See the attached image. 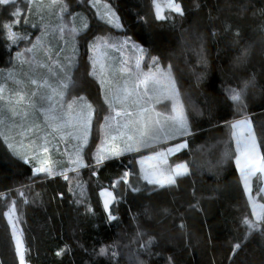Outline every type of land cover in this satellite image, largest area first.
<instances>
[{
	"label": "trees",
	"instance_id": "obj_1",
	"mask_svg": "<svg viewBox=\"0 0 264 264\" xmlns=\"http://www.w3.org/2000/svg\"><path fill=\"white\" fill-rule=\"evenodd\" d=\"M108 1L120 27L79 0H64L66 15L88 13L84 32L65 34L78 49L74 72L66 75H72L68 98L84 97L94 109L83 151L87 167L62 171L67 180L59 174L34 176L33 167L14 156L0 134V264H19L7 219L11 206L22 218L28 264H264V224L253 234L244 224L255 220L230 128L247 117L264 153V0H176L183 15L166 9L163 20L157 19L153 0ZM12 19L10 8L0 5V70L11 68L38 33L35 28L31 38L9 40L4 26ZM123 39L163 68L171 65L192 131L182 138L188 148L168 159L170 166L189 167L175 185L144 179L138 159L154 149L96 162L109 108L91 74L92 47L98 40L121 45ZM243 50L249 52L247 63L238 66ZM244 81L250 83L241 111L228 99V89L239 90ZM98 183L112 189L115 220L107 215ZM262 189L257 176L253 195L264 204Z\"/></svg>",
	"mask_w": 264,
	"mask_h": 264
},
{
	"label": "snow or ice",
	"instance_id": "obj_2",
	"mask_svg": "<svg viewBox=\"0 0 264 264\" xmlns=\"http://www.w3.org/2000/svg\"><path fill=\"white\" fill-rule=\"evenodd\" d=\"M60 0H50L48 7L55 6ZM42 4V0H41ZM154 7L156 9L157 19H166L163 12L165 7L161 5L159 0H153ZM0 5L11 6L15 9L14 16H20L22 13L19 8L16 7V0H0ZM167 10L183 15V10L180 4L176 3V0H166ZM66 9V5L61 7L60 11ZM7 10V8L5 9ZM62 18V17H61ZM112 22L111 18L108 21ZM16 24L20 21L16 20ZM120 27V25H116ZM7 29L8 39L15 41L17 39L16 33L12 31V25L6 24L4 26ZM66 26L61 23L59 29L63 33ZM87 25H85V28ZM70 35H75L77 29L73 26L68 29ZM127 44V40L123 42ZM35 47V45L33 46ZM107 48H116V44H106ZM98 50V46H93ZM31 51V49H28ZM140 56L136 59L135 67L140 68L141 62L144 59V49L139 48ZM19 55V53H18ZM104 58L92 60L93 71L92 75L96 76L99 80L102 89H105L109 94L104 96V101L108 105L109 110L113 115L105 117V123L103 125L104 134L109 148L107 151L111 156H121L126 151L139 152L142 147L154 149L153 154L145 156L141 160V164L145 161H157V164L153 166V171L145 174V179L151 184L164 187L165 185H175L176 178L189 174V167L187 163H177L175 166H168L163 168L160 165V161L167 164L166 157L168 154H175L182 149L188 148L186 138L192 135L191 128L188 124L187 116L184 112L182 102L179 100V90L176 87V81L172 75L171 65L168 66L167 71L159 69L157 67L156 72L141 73L137 72L135 84H129L128 80L124 81L123 86L113 85V82L108 73L109 65L107 63V55L103 54ZM249 56L248 50H243L240 55L236 57V64L243 65L247 63ZM155 63L156 58H152ZM99 64V68H97ZM124 66L119 69L120 72H127L129 77L132 75V69L127 67V61L123 62ZM20 83V81H17ZM33 84H37V81L33 80ZM72 83L71 77H66L64 80L58 82V84H50L47 80H44L38 87H44L48 89V92L44 95L43 99L48 102L46 109H40L44 112V119L46 126L54 133H61L69 135L77 140H82L84 144L87 143V136L91 126V118L94 112L91 103H88L84 97H79L80 103L77 104V99L73 98L70 102L65 101L66 90ZM249 81L243 82V88L239 90L236 88L228 89V99L241 111L244 107V95L246 94L249 86ZM151 85V88L149 87ZM5 89L0 86V100H4L3 96ZM151 93V94H150ZM17 99H8L6 101L9 106V111L13 112V115L27 116L26 112L18 113L13 105L21 104L24 102L25 97L23 94L17 93ZM33 96L36 93H32ZM162 98H166L171 101V114L164 120L160 117L163 115L160 112L155 113L154 118H149L146 114L155 112L154 104L159 102ZM152 102L151 106L149 103ZM29 106L35 108V105L29 101ZM3 120H0V124H3ZM232 129V138L235 140L236 152V166L239 169L240 177L243 181L245 190L249 193V200L251 201V178L259 174H264V153L260 151V147L257 143V138L253 132L251 121L247 117L234 120L230 124ZM32 129L29 128L28 131ZM2 134V133H0ZM23 134V133H22ZM63 138V137H61ZM123 138L125 143L124 147L117 146L115 141ZM169 140H179L174 146L164 148L162 150H155L158 144L167 143ZM11 147V145H9ZM43 152H48L47 141L43 147ZM109 158L107 155H97L96 162L99 164L101 161ZM34 159L37 161L38 166L34 167L35 173H46L48 176L56 174L62 175L64 179H69L66 172L56 173L53 170L52 164L49 160L41 159L39 153H35ZM27 162V159L25 160ZM76 167L68 169L69 171L78 172L80 167H87L83 163L82 156L78 152L76 158L71 161ZM129 173L125 172L122 179L127 182ZM137 189H134V191ZM23 195V193H21ZM105 197L104 207L109 208L111 201L115 200V196L112 192L104 191L101 193ZM253 215L256 220L251 221L245 219L244 224L247 228L255 230L261 224H264V204L256 205L252 204ZM15 208L13 207L9 212V216L14 214ZM109 219L115 220L116 217L109 212ZM13 235L15 236V228L13 226ZM151 243V241H149ZM236 248L239 245L235 246ZM104 249H101V253H104ZM16 253L19 257V264H26L25 253L26 249L23 247L22 241L16 238ZM59 255V253H58Z\"/></svg>",
	"mask_w": 264,
	"mask_h": 264
},
{
	"label": "rangeland",
	"instance_id": "obj_3",
	"mask_svg": "<svg viewBox=\"0 0 264 264\" xmlns=\"http://www.w3.org/2000/svg\"><path fill=\"white\" fill-rule=\"evenodd\" d=\"M79 1L81 4L83 5L86 4L89 9L93 10L95 16L99 18L103 17V20L104 17H107L108 21L111 18L112 24H114L115 26L118 24L116 10L114 7L111 6L112 3L109 2L108 0H79ZM159 2L161 3L162 6L165 7V11H166L167 9L166 4H164V2L161 0H159ZM49 4H50V0H42V4H41V0H16V7L19 8L22 13L20 16H14L13 13L15 12V9L12 8L11 6H7L10 8L11 16L13 17V19L11 21H8V23L12 25V31L16 33L19 40L25 39L27 37L31 38L32 33H34L33 30L35 28H38V33L36 34L32 46L24 47L22 49L21 52L23 59L20 57H16V60L11 68L0 70V86H3L5 89L3 93L5 99L0 100V120H3L4 122L3 124H0V133H2L1 136L3 137L8 147L9 145H11L9 149L11 150L14 156L23 160L24 162L27 159L26 163L33 167L34 176L37 177L47 174L34 172V167L38 166L37 161L34 159L35 153L38 152L41 159L49 160L52 164L54 172L56 173H60L62 171L75 172L68 170L76 167V165H73L71 161L76 158V155L79 152L80 155L82 156L83 163L85 164L83 151L88 145L91 135V128H90L88 132L86 144H84L82 140H77L74 137L70 138V136L67 135V139L72 144L71 146H76V147L68 146V142H66L67 144H65L64 139L61 138L63 137L64 134L54 133L52 132L51 129H49L46 126L44 119V112L40 111V109H46L48 107V102L43 99L44 95L48 92V89L44 87H38V85L42 84L44 80H47L50 84L53 85L58 84V82H55L54 80V71L57 70L58 72V68L62 64H66L68 66L67 69L65 70L66 71L65 74H68L69 72L71 73L74 72L73 67L71 69V65L72 63L74 65L77 64L78 49L73 37L72 39H68L65 37L66 36L65 34L67 33L68 29L73 26L77 29V33L84 32L87 29L85 28V25H87L86 22L88 20V13L85 11L77 12L74 15H66L67 12L66 11L67 8H66L63 11V13H61L60 9L61 7L64 6V0H60L59 3H57L55 6L52 7H48ZM107 11L108 14H106ZM16 20H19L20 23L16 24L15 23ZM61 23H63L66 26L64 28L63 33H61L59 29ZM17 28H19V30ZM124 41H126V39H123L119 42L121 45H123ZM61 43H65V44L63 48L60 51H58L59 50L58 47L55 48L54 46L55 45L58 46ZM106 44H110V43H108L107 40H98L96 44L93 45V46H98V50L92 47L93 50L92 60L94 58L102 60L104 58L103 54L107 55V63L109 65V70L108 73L106 74H110V78L114 86L116 85L123 86L125 80L129 81L130 86L135 84L137 78L136 76L137 72H141L145 74L149 72H156L157 67H159V69L161 70L167 71V69L163 68L159 63L154 64L152 59L145 58V54H144V59L141 62L140 68L136 69L135 62L136 59L140 56V52L138 51L140 47H138L137 45L133 44L128 40H127V44L124 45L123 47L117 44L116 48H107L105 47ZM34 45L35 47H33ZM28 49H31V51H29ZM57 52H59L58 53L59 58L58 60H56L57 62L55 61V63H53L55 65H53L51 63L53 59V55H55ZM124 61H127V67L132 69L131 77H129V74L127 72L119 71V69L124 66L123 64ZM69 66H70V71H69ZM97 68H99V64H97ZM70 77L72 78V75H70ZM33 80L37 81V84H33L32 83ZM17 81H20V83H17ZM149 87L151 88V85H149ZM17 93L23 94L25 100L21 104L13 105V107L18 113L26 112L27 113L26 117L22 115H13V112L9 111V106L7 105L6 101L9 98L12 99L13 101L16 100L18 98L16 95ZM32 93H36V95L33 96ZM69 93L70 91L68 87L67 96L64 97L65 101L68 102H70V100L68 99ZM102 93L103 96L109 94L105 89H102ZM179 100L181 101L180 94H179ZM29 101L31 102V104L35 105V108L29 106ZM167 102L168 105L164 106L163 104ZM79 103L80 102H78L77 104ZM151 104L152 102L149 103V106H151ZM159 105H163L162 106L163 108H158ZM154 107H155V112H150L146 114L147 117L154 118L155 113L160 112L163 114L161 115L160 119L164 120L168 115L171 114V101H169L166 98H162L159 102H156L154 104ZM110 115H113V113L109 110V112L105 117ZM104 123H105V118L102 124V137L97 147L98 150L96 152L95 158L97 155L103 154L109 157L105 159L108 160L115 156H111L110 153L107 151L110 145L107 142L106 136L104 134V129H103ZM29 128H31L32 130L28 131ZM72 139L77 142L74 143ZM46 141H47L48 152L45 154L43 152V147L45 146ZM115 143L120 148H123L125 141L123 138H121V139H117ZM161 144H158L155 150L164 149L161 147ZM174 145L175 144H172L171 146ZM70 148L72 150L71 152H69ZM143 149L146 150L152 148L142 147L141 150ZM132 152L135 151H126L124 152L123 155ZM152 154L153 152L141 156L138 159L139 168L143 174V177H145L146 173L153 171L154 170L153 166L157 164V161H145L143 164H141V160L145 156H149ZM171 155L172 154H168L166 157L167 164H165L163 161L159 162L161 167L167 168L168 166H170V164L168 163V159ZM81 168L83 167H80L78 171ZM257 176H259L263 180L262 194L264 196V174L257 173L250 180L251 201L249 200V202L251 204V207L253 203H255L256 205L262 204L261 202H259L257 197L253 195V179ZM145 180L148 182L147 179ZM149 184L156 185L151 183ZM98 185H99L100 194L104 191L112 192L111 188L101 185L100 183H98ZM165 186H169V185H165ZM246 194L249 199V193L247 191ZM101 198L104 204L105 197L101 195ZM12 208L13 206H11L9 211L7 212V219L14 239L15 248H16L17 237L22 241L24 247L22 218L17 210H15L14 214L9 216V212L11 211ZM105 210L107 212L108 217H109V212H111L113 216L117 217L118 210L116 205V199L114 201H111L109 204V208ZM254 220H256L255 216H254ZM161 221L162 223H164V219H161ZM166 225L164 224V228H162L163 233L166 232L167 229L165 227ZM13 226L15 228V236L13 235ZM258 229L259 227L256 228L255 230H251V233L252 234L255 233ZM26 264L28 263L26 262Z\"/></svg>",
	"mask_w": 264,
	"mask_h": 264
},
{
	"label": "crops",
	"instance_id": "obj_4",
	"mask_svg": "<svg viewBox=\"0 0 264 264\" xmlns=\"http://www.w3.org/2000/svg\"><path fill=\"white\" fill-rule=\"evenodd\" d=\"M106 14H108V11L106 12ZM64 44L65 43H61L60 45H55L54 47L55 48H57L58 47V51H60L62 48H63V46H64ZM32 46V45H31ZM30 46V47H31ZM59 52H57L55 55H53V59H52V64L53 63H55V61L56 60H58V58H59V54H58ZM18 57H20V58H22V52H20V55L18 56ZM23 59V58H22ZM57 62V61H56ZM53 65H55V64H53ZM58 65V64H57ZM74 66V64L72 63V65H71V68ZM67 65L66 64H62V65H60V67L58 68V72H57V70L56 71H54V80H55V82H59V81H61V80H64L65 79V77H67L66 75L67 74H65V70L67 69ZM53 68H54V66H53ZM69 68H70V66H69ZM67 92H68V89L66 90V95L65 96H67ZM69 99V98H68ZM77 99V103L78 102H80L79 101V98H76ZM70 101L72 100V99H69ZM89 103V102H88ZM91 120H92V118H91ZM90 128H91V126H90ZM65 136V137H64ZM72 136H70V138H71ZM63 139H64V143L65 144H67L66 142H68V146H71L72 144L70 143V141L67 139V135H63ZM180 139H182V138H180ZM72 141L74 142V143H76L77 141H74L73 139H72ZM173 141H176V140H169V141H167V143H162L161 144V147L163 146V145H166V144H169V143H171V142H173ZM71 147H76V146H71ZM167 147H171V145H168V146H166L165 148H167ZM101 150V149H100ZM72 150H71V148L69 149V152H71ZM170 186V185H169Z\"/></svg>",
	"mask_w": 264,
	"mask_h": 264
}]
</instances>
